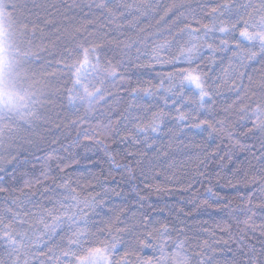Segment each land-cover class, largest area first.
Wrapping results in <instances>:
<instances>
[{
    "label": "snow or ice",
    "instance_id": "6c2138e0",
    "mask_svg": "<svg viewBox=\"0 0 264 264\" xmlns=\"http://www.w3.org/2000/svg\"><path fill=\"white\" fill-rule=\"evenodd\" d=\"M84 6L98 9L120 28L112 58H102L98 51L102 45L96 38L90 39L89 33L74 41V46L65 45L54 59L71 85L65 87L64 97L73 110L92 112L96 105L110 109L113 104L117 108L125 105L115 121L97 125L96 142L103 144L108 138L119 137L121 142L143 144L144 148L128 152L127 157L134 159L122 165L109 154L111 163L123 167L135 179V166L140 168V175L146 176V169L151 170L158 162L168 164L160 159L168 152L158 143L165 135L179 133L181 143L187 140L189 145L196 144L195 137L205 133L210 139L223 137L228 143L225 156L231 159L233 150H246L256 162L249 163L250 171L238 181L248 189L236 197L237 208L246 216L238 223L244 225L239 229L242 234L254 232L253 217L259 209V229L264 236V79L255 84L244 71L250 65L252 70L255 64L264 67V0L174 4L165 12L167 16L176 9L160 25L162 32L138 39L127 32L139 29L148 18H156L159 5L155 0H89ZM35 7L27 0H0V160H4L3 150L20 140L18 131L30 132L50 119L47 105L53 99V82L47 80V88L37 93L28 80V76L37 75L35 69L45 59L41 53L47 51L36 43L37 25L32 19ZM125 21L127 30L123 28ZM218 53L226 54L219 59L227 63L221 71L228 79L218 78L213 84L202 64L206 60L215 64ZM133 66L154 70L156 75L142 73L133 84L125 75V69ZM225 84L236 96L216 112L214 97ZM233 113L243 121L239 133L232 129ZM240 135L253 143L242 142ZM55 153L53 149L47 154L45 165L56 159ZM13 162L30 163L27 156L21 161L19 153L8 151L5 163ZM57 167L63 172L68 165ZM18 171L15 165L8 170L0 163V173L8 174L0 192L16 190ZM165 178L172 177L166 174ZM43 179H52L53 184H45L50 202L42 208L39 201L29 198L34 193L24 191L34 186L31 181H25L19 189L22 198L6 202L4 214H0V264H33L37 256L45 255L47 264H215L209 255L214 250L207 240L203 249H192L186 239H181L186 236L183 228L152 215L153 211L163 212V208H134L130 204L113 208L105 197L115 189L80 186L66 177H60L56 184L49 172L43 173ZM0 181H4L3 175ZM155 187L162 190L159 185ZM206 191L218 197L211 186ZM101 216L108 219L93 227ZM58 240L63 242L57 244ZM240 254L246 258L244 264H264V243L259 249L255 245H249L247 251L242 248ZM38 264L46 262L40 260Z\"/></svg>",
    "mask_w": 264,
    "mask_h": 264
},
{
    "label": "trees",
    "instance_id": "16d2710c",
    "mask_svg": "<svg viewBox=\"0 0 264 264\" xmlns=\"http://www.w3.org/2000/svg\"><path fill=\"white\" fill-rule=\"evenodd\" d=\"M27 2L36 6L35 15L32 17L37 25L36 43L47 49L46 52L41 53L45 59L35 69L36 76L45 77L53 82L52 89L56 92V110L52 112V120L44 136H40L30 146L23 147L16 152L20 154L21 161L27 156L30 163L16 165L13 162L4 165L8 170L15 165L20 171L16 173L17 179L14 182L16 190L0 192V214H4L6 202L22 198L19 189L24 187L25 181H31L34 185L31 189H24L25 192L34 193L29 198L39 201V208L48 204L50 201L48 191H45V184L52 185L53 180H44L43 173L49 172L55 177L56 184H59L60 177H66L70 182L80 186L98 189L100 185H104L107 189H115V192L110 191L105 197L106 202L110 203L113 208L129 204L134 208L140 205H143L144 209H147L149 205L154 208H163V212L153 211L152 215L166 218V222L183 228L186 236L181 239H186L192 249L198 247L203 249L204 241L207 240L214 250L209 255L214 258L215 264H244L246 258L241 256V249L247 251L249 245H255L259 249L264 243V236L261 235L259 229L262 223L259 209H256L257 215L253 217L256 230L247 232V234H242L239 230L244 225L238 222L246 219V216L237 208L236 197L244 195L248 189L238 181L242 179L243 174L250 171L249 163H256L251 155L246 150H233L231 159H229L224 155L225 150L228 149V143L223 137L210 139L205 133L195 137L196 144L189 145L187 140L181 143V139L178 138L180 134L174 133L171 137L165 135L158 142L168 152V156L160 159L167 161L172 167L169 168L168 164L158 162L157 166L151 170L146 169V176H142L140 168L135 166L136 178H131L123 167L118 168L111 163L109 154L114 155L121 165L130 163L134 158L127 157V153L143 149L144 145L121 142L119 137L108 138L103 144L97 143L94 132V129L99 131L97 125L102 127L109 121H115L118 112L125 105L121 104L120 108H117V105L113 104L111 109L96 105L92 112H87L84 108L73 110L64 97L65 87L71 85L64 78L65 74L59 70L54 59L58 53L62 52L65 45L74 46V41L81 36H88L89 33L92 34L90 39L96 38L102 45L98 49L102 58H112L113 50L121 36L120 28L111 22L107 15L101 14L98 9L89 10L85 7L84 5L89 0H27ZM155 2L159 5L154 13L156 18H148L146 22L140 24L139 29L133 28L132 31H128L129 37L138 39L140 36L162 32L160 25L176 9L172 8L167 16L165 12L174 4L195 5L205 0H155ZM160 17H164V20ZM128 27L129 24L125 21L123 28L127 30ZM223 55L226 54H217L215 64L208 60L202 64V68L211 77L210 83L218 82V78L219 80L228 79L221 71V66L227 67V63L219 59ZM46 61H52V63L49 65ZM159 67L158 65L157 69ZM244 71L246 75L252 77L255 84L264 79V67L260 64H255L254 70L250 65ZM142 73H150L153 77L156 75L154 70L146 68L138 69L133 66L125 69V75L131 77L133 84L137 78H141ZM236 83L239 84V81ZM244 83L247 86V80ZM255 90L258 95L259 88L256 87ZM119 94L127 95V93ZM235 96L236 93L230 91L228 85L225 84L214 97L215 111L219 112L227 104H231ZM231 120L233 131L239 133V125L243 121H240L235 113L232 114ZM73 121L76 123L73 124ZM240 139L242 142L253 143L243 135H240ZM53 149L56 150V159L45 165L44 159ZM30 153H35V155H30ZM221 156L224 158L219 159ZM144 158L147 159V157ZM58 164L61 167L64 165L68 167L61 172L57 167ZM166 174L172 178L166 179ZM0 175L4 176V181H0V185H5L8 181V174L0 173ZM41 180L43 182H38ZM156 185H159L162 190L157 191ZM209 186L212 187L213 192L218 194V197L211 196L206 191ZM164 188L168 191H164ZM140 197L144 199L141 200ZM29 207L30 210H35ZM107 219L108 217L104 216L97 217L93 227ZM62 242L58 240L57 244ZM40 260H44L47 264L48 257L46 255L37 256L33 264H38Z\"/></svg>",
    "mask_w": 264,
    "mask_h": 264
},
{
    "label": "rangeland",
    "instance_id": "374dc122",
    "mask_svg": "<svg viewBox=\"0 0 264 264\" xmlns=\"http://www.w3.org/2000/svg\"><path fill=\"white\" fill-rule=\"evenodd\" d=\"M27 72H22L21 75H26ZM28 80H29V86L32 87L34 90L37 91V93H39V90L44 88H47V78L45 77H40V76H28ZM53 92V99L51 101V103L49 105H47V112L48 115L50 117V119L48 120V122L44 123V124H37V126L32 130V131H27V130H23V131H18V137H19V141H17L16 143H14L11 148H7L5 150H3V156H4V160H0V163H3L4 165L7 164L5 163V161L7 160V153L8 151H12V152H18L19 150H21L23 147H27L30 146L32 142H35L39 139V137H43L45 134V130H47L46 128L49 126L50 121L52 120V112L54 113V111L56 110V92L55 89H51Z\"/></svg>",
    "mask_w": 264,
    "mask_h": 264
}]
</instances>
